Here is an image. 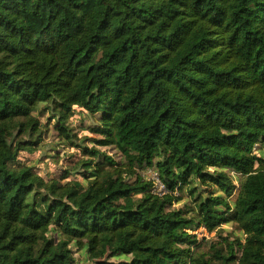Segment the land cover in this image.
<instances>
[{
  "label": "trees",
  "instance_id": "obj_1",
  "mask_svg": "<svg viewBox=\"0 0 264 264\" xmlns=\"http://www.w3.org/2000/svg\"><path fill=\"white\" fill-rule=\"evenodd\" d=\"M0 264H264V0H0Z\"/></svg>",
  "mask_w": 264,
  "mask_h": 264
},
{
  "label": "rangeland",
  "instance_id": "obj_2",
  "mask_svg": "<svg viewBox=\"0 0 264 264\" xmlns=\"http://www.w3.org/2000/svg\"><path fill=\"white\" fill-rule=\"evenodd\" d=\"M35 115L39 118L42 126H46V131L44 132L43 136V142L40 146V151H37L31 155L24 156V158L20 160H23L22 162L25 165L33 167L36 171L40 172L48 179L53 178L55 176L59 177L60 175H62V172L65 169L72 168L73 162H76V160L81 157V152L59 145V141L53 132L54 122L52 120H49L48 114H39V112H36ZM95 120L96 117L88 116L84 112L76 110V114L73 120L71 121V126L74 129V132L78 135V137L82 139H90L86 140L85 142V145L89 148L93 147V143H91L90 141L100 139L98 135L92 134L89 130L91 129V127L95 126ZM49 145L53 148L54 152H51L52 154H49L47 152V148L50 147ZM103 150H105L108 155L116 157L114 156L115 153L113 152V150L109 148L102 149V151ZM152 173L153 171L151 169H148L142 172V177L146 180H150V177H152ZM182 197L185 198L184 201L179 203L178 205H175V207H180L184 205V203H186L187 205L190 204L189 198L186 194H184ZM221 229L222 232L218 234H208L203 229H198L195 234L199 243L201 244L200 250L204 252L208 251L209 248L206 243H202L205 241H219L218 235H221L223 238L229 239L230 241H232L235 237H240L241 240L243 239L240 232L238 230H235L233 226L224 225L221 227ZM75 257L78 259L79 255L77 254Z\"/></svg>",
  "mask_w": 264,
  "mask_h": 264
},
{
  "label": "built area",
  "instance_id": "obj_3",
  "mask_svg": "<svg viewBox=\"0 0 264 264\" xmlns=\"http://www.w3.org/2000/svg\"><path fill=\"white\" fill-rule=\"evenodd\" d=\"M151 170L153 171L152 177H150V180H148L152 184L151 193L155 196L162 197L167 193V190L162 181L160 180L157 172H155V170L153 169Z\"/></svg>",
  "mask_w": 264,
  "mask_h": 264
}]
</instances>
